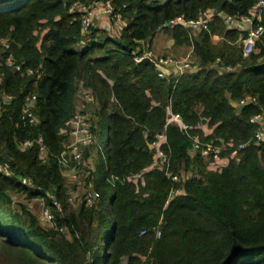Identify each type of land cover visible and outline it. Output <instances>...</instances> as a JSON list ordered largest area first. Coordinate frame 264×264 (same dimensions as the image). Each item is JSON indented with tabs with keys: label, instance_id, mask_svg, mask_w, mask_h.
I'll return each instance as SVG.
<instances>
[{
	"label": "trees",
	"instance_id": "1",
	"mask_svg": "<svg viewBox=\"0 0 264 264\" xmlns=\"http://www.w3.org/2000/svg\"><path fill=\"white\" fill-rule=\"evenodd\" d=\"M256 1L0 0V99L12 96L0 118V164L10 166V176L0 173V264H264V141L221 165L190 153L197 138L224 146L221 156H228L229 147L255 131L249 120L264 107V40L245 55L242 31L227 29L219 14L247 15ZM75 2H110L121 18L105 15L106 27L95 23L84 33L79 15L69 12ZM208 11L214 13L208 30L167 26L178 16L191 20ZM117 24L119 31H112ZM159 31L191 48L190 70L159 76L150 64L135 62L144 50L153 53L150 43ZM1 41L9 48L2 51ZM9 55L21 63L20 72L5 66ZM83 89L94 97L88 107L93 133L106 130L105 162L99 148L91 178L99 192L112 188L108 220L101 192L94 206L67 201L56 160L67 141L64 123ZM32 96L34 126L21 119ZM247 96L256 103L238 106ZM168 111L188 130L167 123ZM162 132L167 161L160 168L153 165L152 144ZM38 136L48 148L45 159L35 147L18 146ZM85 159L93 161L89 153ZM173 189L180 193L170 198ZM12 193L25 201L15 204ZM47 193L57 197L61 211ZM41 197L64 233L43 229L27 207Z\"/></svg>",
	"mask_w": 264,
	"mask_h": 264
},
{
	"label": "built area",
	"instance_id": "2",
	"mask_svg": "<svg viewBox=\"0 0 264 264\" xmlns=\"http://www.w3.org/2000/svg\"><path fill=\"white\" fill-rule=\"evenodd\" d=\"M232 1V0H226ZM113 6L110 2L96 3L93 6H86L82 3L75 2L69 7L70 13L79 15L81 28L84 33H88L91 28L94 27L96 21L101 15H106L110 19H120V14L113 13ZM264 10V0H257L247 15L233 16L220 13L221 19L227 29H234L242 31L240 37V43L242 45V52L245 55H249L255 51L256 42L264 40V24L261 20V12ZM214 16L212 11L199 12L196 19L186 20L183 16H178L167 22V26L172 27L179 25L189 31L208 30V22ZM143 43V41H141ZM2 51L9 48V44L6 41H1ZM148 57L152 59L156 64L169 70V74L180 76L185 70H190L192 67V61L189 57L184 59H174L171 57H156L149 50H144L142 55L134 58L136 63H139L143 58ZM216 62H220L217 58ZM5 66L14 72H20L22 70L21 63L9 55L5 59ZM226 71L231 70L230 66L225 67ZM29 74L34 73L33 69H27ZM159 76H167L165 73L158 71ZM81 88V85H80ZM12 100V96L3 94L0 99V118L2 115L3 105L8 104ZM35 100V96L26 99L24 107L22 109L21 119L26 121L29 125H37L38 118L33 112L32 104ZM94 102V97L89 89H83L80 92V101L78 102L75 113L64 123V135L67 137L64 148L61 153L56 156L58 165L62 169V175L68 184L67 201L72 204H84L86 206H94L101 199V193L95 188L94 182L91 178L93 171V165L91 160L85 159V154H90V148L96 144L95 134L91 128V117L88 111V107ZM251 103H256L254 97H243L238 102V106H244ZM250 123L255 126V131L251 139L245 143L238 144L236 146L229 147L228 156H221V151L224 150V146H215L211 143H203L197 138H193L190 153L193 156L200 155L204 160L210 161L214 164H226L230 158H235L238 154L246 149L250 144H259L264 141V107H262L256 114L250 118ZM176 122L179 127L187 131V127L182 123L179 114H173L168 111L167 123ZM166 143L165 133L162 132L157 135L156 141L152 144L154 148V163L160 168L162 166L159 162L164 163L167 161V157L161 150V146ZM21 150H26L35 147L38 151L40 158L45 159L48 156V148L45 144L44 138L38 136L35 138H27L18 143ZM211 163V164H212ZM0 173L4 176H10V166L8 162L0 164ZM173 182H178L177 176H172ZM22 184L29 185L30 183L25 179H21ZM180 190L173 189L170 192V198L177 196ZM46 197L49 198L50 203L58 210L61 211V204L54 194L47 193ZM37 205L39 204V212L37 219L41 227L45 230H54L64 233L65 230L58 227L55 215L52 213L50 207L45 205L44 197L34 200ZM168 204L166 202L165 206ZM144 231L142 232V234ZM160 230L155 231L156 237H160Z\"/></svg>",
	"mask_w": 264,
	"mask_h": 264
},
{
	"label": "rangeland",
	"instance_id": "3",
	"mask_svg": "<svg viewBox=\"0 0 264 264\" xmlns=\"http://www.w3.org/2000/svg\"><path fill=\"white\" fill-rule=\"evenodd\" d=\"M98 22V20L96 21V23ZM111 24V23H110ZM121 25L120 24H117L115 26H111V30L112 31H119ZM164 33L163 32H157L156 35L154 36L152 42L150 43V49L153 51V52H157V49L159 48V44L158 43H161V35H163ZM213 41L216 42L218 41V39L216 38H213ZM162 52H165V56L167 57H170L169 54H168V51H165V50H162ZM155 55V54H154ZM191 56V54H190ZM185 57H187L185 55ZM185 57H182V59H184ZM175 58V57H173ZM176 59H179L181 60L180 58H176ZM193 65V63H192ZM80 87V85H79ZM80 101V100H79ZM205 131L206 128L205 126L202 127ZM105 136H106V130H105V127L104 126H100L99 128L96 129V135H95V141H96V145H94L93 147H91L90 149V154L91 156L93 157V163L92 165H96V158H97V152L100 148V156H99V159H100V162L101 164L103 165L104 162H105V158H104V146H105ZM100 192L102 193L103 195V201H102V205H101V211L104 215V218L106 220H108V213H107V206H108V200L110 198V195H111V192H112V188L110 187V185H105L101 188ZM12 198H13V201L15 204H19L21 202H24L25 200H23V198L21 197V195H18L17 193H12ZM23 200V201H22ZM27 202V201H26ZM18 205H15V209H19V207H17ZM27 207L29 209H31L34 213L38 214L39 212V207L40 205L33 201L31 203H28L27 202ZM124 264V263H123Z\"/></svg>",
	"mask_w": 264,
	"mask_h": 264
},
{
	"label": "crops",
	"instance_id": "4",
	"mask_svg": "<svg viewBox=\"0 0 264 264\" xmlns=\"http://www.w3.org/2000/svg\"><path fill=\"white\" fill-rule=\"evenodd\" d=\"M98 26L106 27L108 25V20L105 15H101L98 19V22L96 23ZM164 33V32H163ZM161 43L159 44V48L157 49V52H153L156 56H165V52H162V50L168 51V54L170 57L180 58L185 57H191V48L190 47H180L176 46L174 44V41L167 35L163 34L161 35ZM216 38V37H215ZM218 39V38H216ZM192 61V60H191Z\"/></svg>",
	"mask_w": 264,
	"mask_h": 264
},
{
	"label": "water",
	"instance_id": "5",
	"mask_svg": "<svg viewBox=\"0 0 264 264\" xmlns=\"http://www.w3.org/2000/svg\"><path fill=\"white\" fill-rule=\"evenodd\" d=\"M143 62H146L148 64H150L151 66H153L157 71L163 72L166 75L169 74V70L164 69L163 67L159 66L158 64H156L152 59L145 57L142 60Z\"/></svg>",
	"mask_w": 264,
	"mask_h": 264
}]
</instances>
